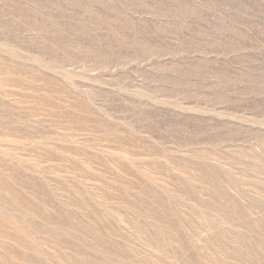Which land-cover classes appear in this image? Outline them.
<instances>
[{"label":"rangeland","instance_id":"374dc122","mask_svg":"<svg viewBox=\"0 0 264 264\" xmlns=\"http://www.w3.org/2000/svg\"><path fill=\"white\" fill-rule=\"evenodd\" d=\"M0 264H264V0H0Z\"/></svg>","mask_w":264,"mask_h":264}]
</instances>
